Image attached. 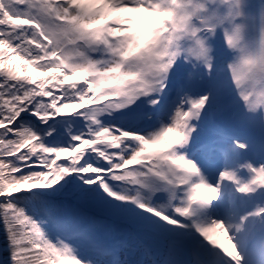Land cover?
Masks as SVG:
<instances>
[{
    "label": "snow or ice",
    "instance_id": "snow-or-ice-1",
    "mask_svg": "<svg viewBox=\"0 0 264 264\" xmlns=\"http://www.w3.org/2000/svg\"><path fill=\"white\" fill-rule=\"evenodd\" d=\"M0 224V264H264V0H0Z\"/></svg>",
    "mask_w": 264,
    "mask_h": 264
},
{
    "label": "rangeland",
    "instance_id": "rangeland-1",
    "mask_svg": "<svg viewBox=\"0 0 264 264\" xmlns=\"http://www.w3.org/2000/svg\"><path fill=\"white\" fill-rule=\"evenodd\" d=\"M222 40V37H221ZM223 45V40L221 41V46ZM16 61V62H15ZM20 63V61H18V59L14 58L11 63L10 66H14L16 64ZM30 73L33 77H39L41 74L39 72H36L35 70L30 69ZM77 79H79V77H76ZM69 111V110H66ZM259 137V132L257 133V138ZM62 158H64L62 156ZM82 208H84V210H89V209H93L92 211L94 212V215L96 217H103V215L95 208H92L90 206H81ZM102 225H101V234L102 235H108L109 234V229H119L120 225L116 224L114 227H109L108 223L106 221H102ZM129 254L131 255L130 250H128ZM8 253H7V240H6V236L4 233V228L3 225L0 224V260H3L7 257ZM135 256V255H134ZM136 257V256H135Z\"/></svg>",
    "mask_w": 264,
    "mask_h": 264
},
{
    "label": "bare ground",
    "instance_id": "bare-ground-1",
    "mask_svg": "<svg viewBox=\"0 0 264 264\" xmlns=\"http://www.w3.org/2000/svg\"><path fill=\"white\" fill-rule=\"evenodd\" d=\"M15 62H16V61H15ZM10 63H11V61H10ZM246 159H254V158H253L252 155H248V156L243 157L242 160H241V162H243V161L246 160ZM216 166H217V167L219 166V161H218V160H217V162H216ZM242 175L246 176L247 174H242ZM221 238H222V237H221Z\"/></svg>",
    "mask_w": 264,
    "mask_h": 264
}]
</instances>
